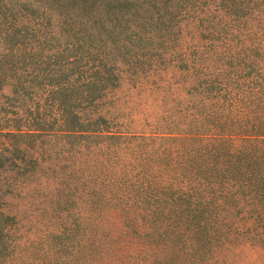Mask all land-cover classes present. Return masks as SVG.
Returning a JSON list of instances; mask_svg holds the SVG:
<instances>
[{
  "label": "trees",
  "instance_id": "16d2710c",
  "mask_svg": "<svg viewBox=\"0 0 264 264\" xmlns=\"http://www.w3.org/2000/svg\"><path fill=\"white\" fill-rule=\"evenodd\" d=\"M187 17L204 42L170 54ZM167 57L191 79L168 132L99 112L121 64ZM0 172L75 199L48 264H264V0H0Z\"/></svg>",
  "mask_w": 264,
  "mask_h": 264
},
{
  "label": "rangeland",
  "instance_id": "374dc122",
  "mask_svg": "<svg viewBox=\"0 0 264 264\" xmlns=\"http://www.w3.org/2000/svg\"><path fill=\"white\" fill-rule=\"evenodd\" d=\"M179 26V39L170 54L188 52L204 42L199 35L198 23L191 17L185 18ZM167 59L150 70L137 73L130 66L121 64L120 85L104 98L99 112L130 135L168 132L181 106L187 103L186 90L191 79L175 66L173 58ZM3 93L9 94V88L5 87ZM12 174L0 172V209L14 219L16 247L12 264H48L51 244L46 236L70 222L73 224L78 211L75 199L66 204V188L57 185L53 178H47L45 172H38L37 181L29 184L23 182L20 175L13 177ZM108 219L110 224L119 226L117 216L109 215ZM128 242L125 240L124 244L134 248V244ZM249 256L258 257L253 253Z\"/></svg>",
  "mask_w": 264,
  "mask_h": 264
}]
</instances>
